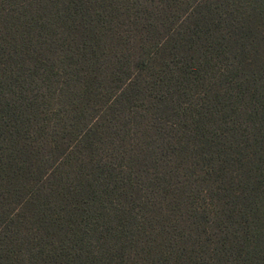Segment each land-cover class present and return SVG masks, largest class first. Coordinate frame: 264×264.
Returning a JSON list of instances; mask_svg holds the SVG:
<instances>
[{
    "label": "trees",
    "instance_id": "1",
    "mask_svg": "<svg viewBox=\"0 0 264 264\" xmlns=\"http://www.w3.org/2000/svg\"><path fill=\"white\" fill-rule=\"evenodd\" d=\"M0 264H264V0H0Z\"/></svg>",
    "mask_w": 264,
    "mask_h": 264
}]
</instances>
